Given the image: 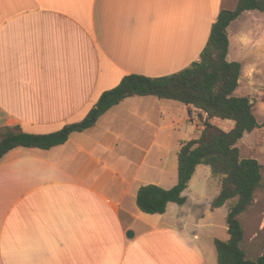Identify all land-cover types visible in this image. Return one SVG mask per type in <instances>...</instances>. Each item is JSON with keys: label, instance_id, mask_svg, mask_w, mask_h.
Instances as JSON below:
<instances>
[{"label": "crops", "instance_id": "crops-1", "mask_svg": "<svg viewBox=\"0 0 264 264\" xmlns=\"http://www.w3.org/2000/svg\"><path fill=\"white\" fill-rule=\"evenodd\" d=\"M237 4L0 0V131H57L82 120L126 74L182 70L200 58L219 12ZM255 12L229 26L230 60L234 25ZM172 101L128 97L64 144L7 152L0 159V264H219L215 239L229 238L231 200L213 209L214 199L195 192L199 165L183 204L148 214L137 203L142 185L178 182L183 138ZM184 108L198 136L207 115ZM211 121L223 128L228 120Z\"/></svg>", "mask_w": 264, "mask_h": 264}, {"label": "trees", "instance_id": "trees-1", "mask_svg": "<svg viewBox=\"0 0 264 264\" xmlns=\"http://www.w3.org/2000/svg\"><path fill=\"white\" fill-rule=\"evenodd\" d=\"M264 12V0H238L234 9H222L213 23L209 40L200 58L177 72L162 76L126 74L114 88L102 93L97 103L80 121L67 123L49 133H30L19 125L0 131V159L15 147L50 149L64 144L73 132L94 126L110 108L132 96L153 95L193 105L206 113L204 128L189 140H180L178 182L172 188L158 184L142 185L137 193L140 209L148 214H162L170 202L183 204V195L196 168L208 165L213 176L222 179L221 191L212 201V208L231 200L227 216L229 238L215 239L219 264H264V251L252 257L242 247L245 241L243 216L256 202L257 191L264 187V165L255 157L242 154L243 137L264 126L256 114V100L249 95L237 96L242 63L228 58L229 26L245 11ZM234 122L225 130L211 119ZM199 118L203 119L202 114Z\"/></svg>", "mask_w": 264, "mask_h": 264}, {"label": "rangeland", "instance_id": "rangeland-1", "mask_svg": "<svg viewBox=\"0 0 264 264\" xmlns=\"http://www.w3.org/2000/svg\"><path fill=\"white\" fill-rule=\"evenodd\" d=\"M255 14H257V18L255 16L251 18V15H248L234 25L236 32L232 38V55L234 60L242 63L240 83L234 94L237 96L249 95L256 100V114L259 120L264 122V12L256 10ZM254 29H259V36L254 34ZM255 40H259V46L256 45ZM174 104L179 113L178 115L174 113V115L179 119L176 129L181 131L180 137L185 140L197 137V134L194 133L196 131L195 124L190 123L184 104L179 101H175ZM184 116L186 117L185 121L182 118ZM224 124L223 129L225 130H230L228 124L234 126V122L229 120ZM239 146L244 156L255 157L264 165V126L247 133ZM170 157L174 158V154H171ZM221 184V177L213 176L211 168L202 164L198 167L192 188L200 195L214 199L221 191ZM226 210L228 211V207L219 209L216 215L213 213L212 219L221 221ZM243 226L245 241L242 247L249 255L256 257L264 251V187L257 191L254 206L244 214Z\"/></svg>", "mask_w": 264, "mask_h": 264}, {"label": "water", "instance_id": "water-1", "mask_svg": "<svg viewBox=\"0 0 264 264\" xmlns=\"http://www.w3.org/2000/svg\"><path fill=\"white\" fill-rule=\"evenodd\" d=\"M133 234H134V232H133L132 230H129V232L127 233V235H128L129 237H132Z\"/></svg>", "mask_w": 264, "mask_h": 264}]
</instances>
